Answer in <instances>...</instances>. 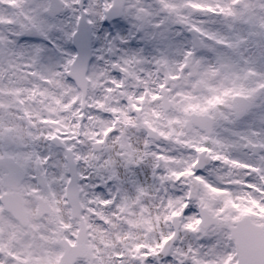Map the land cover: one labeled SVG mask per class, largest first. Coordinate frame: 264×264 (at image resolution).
I'll list each match as a JSON object with an SVG mask.
<instances>
[{"label": "snow or ice", "instance_id": "1", "mask_svg": "<svg viewBox=\"0 0 264 264\" xmlns=\"http://www.w3.org/2000/svg\"><path fill=\"white\" fill-rule=\"evenodd\" d=\"M0 264H264V0H0Z\"/></svg>", "mask_w": 264, "mask_h": 264}, {"label": "flooded vegetation", "instance_id": "2", "mask_svg": "<svg viewBox=\"0 0 264 264\" xmlns=\"http://www.w3.org/2000/svg\"><path fill=\"white\" fill-rule=\"evenodd\" d=\"M132 31L130 22L125 19L124 17H116L112 20H107V32H110L112 34H116L117 32H121L124 34H127ZM186 36H190V34L185 33ZM29 43H47V41H43L41 38L36 36H29L26 38ZM24 42L23 40L21 41ZM130 47L132 48H138V47H145V41L141 38L140 34H135L134 37L130 40ZM97 184V191L100 192H107L108 186L104 185L103 183H100L98 180L95 181Z\"/></svg>", "mask_w": 264, "mask_h": 264}, {"label": "rangeland", "instance_id": "3", "mask_svg": "<svg viewBox=\"0 0 264 264\" xmlns=\"http://www.w3.org/2000/svg\"><path fill=\"white\" fill-rule=\"evenodd\" d=\"M101 32H107V26L102 22Z\"/></svg>", "mask_w": 264, "mask_h": 264}]
</instances>
